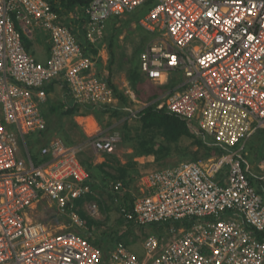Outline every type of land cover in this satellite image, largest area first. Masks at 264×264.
I'll return each mask as SVG.
<instances>
[{
	"label": "built area",
	"instance_id": "1",
	"mask_svg": "<svg viewBox=\"0 0 264 264\" xmlns=\"http://www.w3.org/2000/svg\"><path fill=\"white\" fill-rule=\"evenodd\" d=\"M147 4L137 26L152 37L139 53V70L156 87L176 83L148 105L195 122L227 153L204 165L182 161L142 173L132 209L122 206L119 214L136 226L170 223V237L147 235L140 255L122 242L104 253L83 236L75 204L92 194L79 161L86 144L54 138L34 160L25 137L46 129L44 88L59 78L77 105L114 107L117 99L50 0H0V264H264V200L241 154L264 130V0H92L84 9L87 40L99 43L108 19ZM16 23L30 39L38 29L49 35L44 62L25 49ZM124 93L136 101L130 87ZM143 106L124 110L135 117ZM88 141L94 153L114 154L121 134ZM257 168L264 175V156ZM110 187L123 190L120 181ZM43 200L65 219L56 230L30 218ZM83 209L94 217L98 205Z\"/></svg>",
	"mask_w": 264,
	"mask_h": 264
},
{
	"label": "trees",
	"instance_id": "2",
	"mask_svg": "<svg viewBox=\"0 0 264 264\" xmlns=\"http://www.w3.org/2000/svg\"><path fill=\"white\" fill-rule=\"evenodd\" d=\"M91 1L92 0H50L53 9L63 18L62 24L69 27L72 30V33H74L76 42L81 47L83 54L95 62L97 77L105 81L112 89L113 95L117 99V104L114 107L105 105L80 106L72 102L71 98L70 100H65L61 105L50 103L47 106L48 108L42 109V114L46 120V129L40 133L42 138H45L44 143L41 145H45L49 141L47 139V134L49 133L55 134V136H57L65 145H74L81 143L83 140H87L80 127H78V125L72 120V118L77 115L91 114L99 123L102 122V119L106 116V125H110V120L113 117L121 118L123 115H130L128 112L124 111V108L130 106V99L125 95L124 91L117 87L113 82V74L116 72L114 70V65L116 63L114 50L120 46L119 36L121 35V28L114 27V23L117 22L119 18L112 17L108 19L105 26V35L102 40L99 43L91 44L86 38V27L89 20L84 15V9ZM146 6V8H142L143 13H146L147 9H150L149 4ZM76 12H78L80 16L77 15ZM77 16L79 18H77ZM132 21V19H127L121 21V24L122 26H127ZM16 28L21 33L25 49L30 51V39L25 37L17 23ZM136 29H138L141 34L145 35L146 42L150 41L152 37L150 33L143 31L137 25ZM145 43L143 41L141 44H138L135 47L131 58L126 61L130 65L129 68L125 69V67L121 65L125 70L129 87L134 92L135 98L140 101L143 92L140 91L137 86L140 85V83L149 85L148 81L141 74L138 65V56ZM102 44H106V49L108 50V58L105 66L102 64L101 57H99V50L101 49ZM121 64H124V62L121 61ZM105 70L107 71L106 77L102 75V71ZM144 79L146 81H144ZM175 84L174 80H170L167 85L159 87V90L173 89ZM142 88L145 87L143 86ZM44 89L46 93L49 92L48 86ZM143 91L147 92L144 94L149 95L148 89H143ZM157 94V92H153L147 97V100L149 102L152 101L157 97ZM65 106L67 107L66 109H64ZM63 117L71 118L70 124L65 126V122L61 121ZM139 122V130L133 135L129 134L130 127L127 125L126 120L121 126V132L123 133L121 144L124 148L131 150L130 153L125 155L126 161L124 163H122L121 159L114 154H102L104 160L101 163L93 162V156L89 154L81 153V155H79L80 163L89 174V179L86 184L92 191V194H88L75 201V204L78 207L79 216L84 221L87 228V231L83 236L86 237L90 243L99 247L104 253L108 252L109 248L107 245L104 246L100 241L101 236L98 237L96 242L92 239L90 233L93 229L97 231L100 230L101 222L87 214L83 209V205L85 203L96 202L99 208L101 207L104 209L105 204L97 194L99 191H104L112 203L116 198L118 199L117 210L119 213L122 206L130 211L132 209L133 197L129 188L133 184L134 178L139 176L135 158L152 156L154 158L153 162L162 165L167 158L174 154L179 155L177 163H180L184 159H188V161L192 162H200L201 160H207L214 156H220L227 153L225 148L216 145L213 139L205 134L195 122L185 121L175 115L168 114L164 109H157L155 104L148 105L139 113ZM258 132H261L262 137H264V130H259ZM73 133L75 135L78 133V138L72 136ZM185 137L191 139L192 144L197 147L194 152H188L186 147L180 146V141ZM200 152H202L201 155H199ZM259 153V156L257 155L255 159L256 161H259V159L264 156V142L263 145L259 147ZM37 155L39 156V153H37ZM34 159L36 160L37 157H34ZM257 176L258 175L255 173H248L251 185L255 187L256 192L261 198H263V192L256 187ZM117 181L122 182L123 188H125V192L122 195L111 191V184ZM63 219V217H57V222H61ZM65 222H67V220ZM186 222L187 221H185L184 224H186L187 227H190L192 222ZM130 224L136 226L133 223ZM157 225L160 230V234L157 235H161V233H163L171 224L166 223ZM173 225L178 227L180 223L178 222ZM125 234L126 233H121L114 245L122 242L129 247L128 242L125 239ZM108 237L109 239H112L111 236ZM112 248L113 246L110 249Z\"/></svg>",
	"mask_w": 264,
	"mask_h": 264
},
{
	"label": "rangeland",
	"instance_id": "3",
	"mask_svg": "<svg viewBox=\"0 0 264 264\" xmlns=\"http://www.w3.org/2000/svg\"><path fill=\"white\" fill-rule=\"evenodd\" d=\"M76 13H77V15H79L78 12H76ZM143 15H144L143 9L139 8L137 11H135L133 13L126 14L125 16L119 18V20L114 23V27L121 28V35L119 36V45L120 46H119V48H116L114 50L115 61H116L115 65H114V70L116 72L113 74V82L115 83V85L117 87H119L123 91H124L125 87H129L128 81L126 79L125 70L123 67H125V69L130 67V65L126 61L131 58V56L134 52V49L138 44H141L143 41H144V43L146 42L145 35L141 34V32L138 29H136L137 22H138L139 18H141ZM77 18H79V17L77 16ZM127 19H132L133 21L130 24H128L127 26H122L121 21H125ZM24 35H25V37H27V34L25 32H24ZM148 42L149 41H147L145 44H147ZM104 46H105L104 50H106L105 54L107 55V58H108V52H107L108 50L106 49V44ZM33 56L36 58H39L40 55H39V53H34ZM121 61L124 62V64H121ZM102 75L104 77H106L107 71L106 70L102 71ZM144 81H146V80L144 79ZM148 83H149V85H146L145 83L144 84L140 83V85L137 86L138 89H140V91L143 92L142 99H141V101L136 99L135 102L130 100V106L128 107L129 109H131L133 111L139 110V109L144 107L143 105L147 106L148 103L154 102V100H156L159 96H161L163 93H165L164 90L163 91L159 90V86H157L158 87L157 88L156 85L151 84L149 81H148ZM143 86L145 88H142ZM143 89H148L149 95L144 94L147 92H144ZM153 92L158 93L157 97L149 102L147 100V97L150 96V94H152ZM65 100H70V97L68 96L67 91L64 88V89H61L60 92H58V93L52 92V93H50V95H47L46 96V102L44 103L43 108H48L47 106L50 103L56 104V105H59V104L61 105L65 102ZM41 108H42V106H41ZM79 116H83V119H85L86 124L84 122H81L82 120L81 121L76 120V116L73 117L72 120L78 125V127H80V125H81L82 128L80 127V129H81L82 133L85 135V137L87 138V140H83L81 142V143L86 144L84 147V151L82 153L83 154L84 153L89 154V155L93 156V159H94L93 162H95V163H101L104 159L100 153L96 154L92 151L91 146L89 145V141H88V139H90V137L92 138L93 135H96L97 133L109 132L111 130L119 131L121 134V137H123V133L121 132V126L123 125L125 120L127 121V125L130 127V132H129L130 135H133L135 132H137L139 130V127H140L139 114H137L135 117H133L131 114L129 116L123 115L121 118L113 117L110 120L111 121L110 125H106V122H107L106 116L102 119V122H100V123L97 122L96 119L91 114L79 115ZM61 121L65 122V126H67L68 124H70L71 118L63 117L61 119ZM107 128H109V129H107ZM72 136L77 137L78 133H77V135H75L73 133ZM54 138H58V137L52 133L47 134L48 140H51ZM25 139H26V142L29 146V151H30V154L33 157V159H34V157L38 158L37 153L39 151V146H41V144L44 143L45 138L44 137L42 138L40 133H31V134L27 135L25 137ZM263 142H264V137H262L261 132L256 131L252 136H250L244 142L243 148L241 151V154L243 155L246 163L251 167L250 168L251 173H255L256 175L262 174L260 172V170L257 168L258 161H256L255 159H256L257 155L259 156V154H260L259 153V147H261V145H263ZM179 144L181 147H186L188 152H194L197 149V147L192 144V140L189 138H186V137L183 138ZM130 152H131V150L124 148L120 142V144L116 148L114 155L119 157L121 159L122 163H124L126 161L125 155H127V153H130ZM201 154H202V152L199 153V155H201ZM178 160H179V155L174 154V155L170 156L169 158H167V160H165L162 165H160V163L153 162L154 158L152 159V157L151 158L145 157L141 160L136 159L135 161L137 163L136 168L139 171V176H140L144 172L154 171V170L161 169L163 167L170 166L174 163H177ZM183 161H188V159H184ZM207 162H208V159L207 160H201L199 163L204 165ZM223 172H224V175L227 173L226 167L223 168V170L219 173V175H222ZM138 177L134 178V182L131 185V187L129 188V191L131 192L132 197H136L140 194L139 188L137 186V178ZM124 192H125V188H123V190L121 191V195L124 194ZM97 194L99 197H101V201H103V203L105 204V208L102 209L101 207L99 208V206H98L97 213L93 217L94 219L101 222V226H100L101 229L98 231L93 229V231H91L90 233H91L92 239H94L96 242H97L98 237L101 236L100 241L103 243L104 246L107 245V247L109 248L108 250H110V248L112 246H114L118 236L121 233H126L125 239L128 242L129 246H131L130 249H132L134 252L136 249H134L132 247L133 244H137L139 246L140 244H142L144 238L147 235L160 234L159 233L160 232L159 226L157 224H149L146 226H133V225H131L130 222L126 221L123 217L120 216V214L117 210V204L115 203V201H113V203H112L111 200L109 199L108 195L104 191H99ZM263 200H264V197H263ZM30 218L35 220V221H38V222L45 224L50 229H55V227L57 225H59V223H62V222H57V215L55 214L54 209L50 206V204L46 200H43L38 204L37 208L31 212ZM161 235H165L166 239H169V237H170L169 232L166 230L163 233H161ZM108 236H111L112 239H109ZM133 241L135 243L132 244ZM136 251L141 254L142 248L140 250V246H139V251L138 250H136ZM139 253H138V255H139Z\"/></svg>",
	"mask_w": 264,
	"mask_h": 264
},
{
	"label": "crops",
	"instance_id": "4",
	"mask_svg": "<svg viewBox=\"0 0 264 264\" xmlns=\"http://www.w3.org/2000/svg\"><path fill=\"white\" fill-rule=\"evenodd\" d=\"M28 39H30V38H28ZM30 42H31V47H30V51L31 52L30 51H28V52L32 56H33L34 53H39V55H40L39 58H36L34 56L33 57L39 62H44L50 55L51 42L49 40V35L46 32H43L40 29H38L32 35V37L30 39ZM105 53H106V51L101 52L102 64L104 66H105V64L107 62V55ZM47 86L49 87V92L46 93L47 95H50V93H52V92H57L58 93V92H60L61 89H64V88H65V90L67 91V94H68V89H67L66 85L64 84L62 78H59L58 80L51 82ZM76 120H80V121L82 120L81 122H83L85 119H83V116H76ZM151 157L152 156H148L147 158H151ZM143 158H145V157L135 158V160L136 159L141 160ZM152 159H153V157H152ZM133 243H135V242L133 241L132 244ZM139 246H140V250H141V244ZM139 246L137 244H133L132 247L139 251ZM130 247L131 246H129V248ZM136 250H135V252L138 254L139 252H137ZM139 255H140V253H139Z\"/></svg>",
	"mask_w": 264,
	"mask_h": 264
},
{
	"label": "flooded vegetation",
	"instance_id": "5",
	"mask_svg": "<svg viewBox=\"0 0 264 264\" xmlns=\"http://www.w3.org/2000/svg\"><path fill=\"white\" fill-rule=\"evenodd\" d=\"M256 187L264 194V176L262 174L257 176Z\"/></svg>",
	"mask_w": 264,
	"mask_h": 264
},
{
	"label": "bare ground",
	"instance_id": "6",
	"mask_svg": "<svg viewBox=\"0 0 264 264\" xmlns=\"http://www.w3.org/2000/svg\"><path fill=\"white\" fill-rule=\"evenodd\" d=\"M89 126V125H88ZM90 128V127H89Z\"/></svg>",
	"mask_w": 264,
	"mask_h": 264
}]
</instances>
